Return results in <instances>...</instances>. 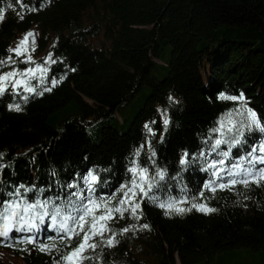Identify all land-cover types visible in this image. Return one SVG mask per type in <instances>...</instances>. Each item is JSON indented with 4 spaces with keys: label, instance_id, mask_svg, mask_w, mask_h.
Wrapping results in <instances>:
<instances>
[{
    "label": "trees",
    "instance_id": "trees-1",
    "mask_svg": "<svg viewBox=\"0 0 264 264\" xmlns=\"http://www.w3.org/2000/svg\"><path fill=\"white\" fill-rule=\"evenodd\" d=\"M24 4L22 8L16 0H0L4 9L0 60L9 56L16 60L0 65V72L33 67L8 51L30 31L36 33L33 61L42 64L51 54L56 62L46 64L43 82L30 81L43 95L21 88L0 96L4 154L0 163L7 165L0 169V201L13 199L9 193L24 185L31 189L27 193L21 189L29 201L51 197L62 203L76 191L66 186L76 183L84 188V177L91 171L97 176L94 197L115 194V206L123 195L118 189L131 180L129 169L135 161L150 176L156 168L166 169L165 180L148 196L137 195L139 220L125 212L123 219L117 215L108 222L118 243L106 247L96 237L98 246L85 253L90 259L83 264H218L220 255L238 248L260 252L264 264V181L214 193L204 189L203 199L199 197L204 183L215 179L213 170L202 171L204 158L199 156L201 151L207 155V144L219 137L212 130L221 120L227 122L230 112L235 116L237 109H251L264 122V0H24ZM37 5L39 10L32 11ZM49 78L60 82L52 87ZM146 85L150 92L128 129L120 131L106 122L123 121L119 110ZM48 87L51 91H44ZM221 94H243V99H221ZM71 101L79 113L54 126L50 119ZM16 103L19 112L9 108ZM90 128L96 141L89 136ZM245 135L249 145L264 139L258 130ZM228 147L222 144L217 151ZM247 150L233 148L230 161ZM185 152L190 162L181 165ZM220 158L215 153L208 156L209 161ZM173 198L186 199L180 205L186 209L205 203L217 211L166 215L158 205ZM49 224L46 218L41 225L42 239L56 235L55 229L48 230ZM143 224L149 228H140ZM129 225L136 228L121 234L119 230ZM78 239L73 238L72 246ZM9 243L14 246H5ZM44 243H54L55 248L41 252L31 244L5 241L0 244V264H56L69 250L59 239ZM4 247L16 257L5 259Z\"/></svg>",
    "mask_w": 264,
    "mask_h": 264
},
{
    "label": "snow or ice",
    "instance_id": "snow-or-ice-1",
    "mask_svg": "<svg viewBox=\"0 0 264 264\" xmlns=\"http://www.w3.org/2000/svg\"><path fill=\"white\" fill-rule=\"evenodd\" d=\"M18 4L23 8L25 7L24 0H16ZM11 7V5H9ZM39 5L33 7L32 11H38ZM4 9L0 8V21L4 19ZM23 19V16L20 17ZM35 36L34 32H27L17 42L15 48H10L8 51L14 53L15 57H24V64H31L33 67H26L18 69L12 67L7 72H0V96L11 90L23 89L26 92L43 95V92L37 93L35 87L30 84L33 79L39 78L41 82L44 80V73L47 68L44 66L49 62L55 63L51 54L42 64H36L33 61L30 52L35 50ZM16 60L13 56H9L4 60H0V65H13ZM62 79V78H61ZM52 87H55L60 81L55 78H49L48 81ZM44 91H51V87L45 88ZM17 94H19L17 92ZM221 99L242 100L243 94L240 96L224 97L221 94ZM23 99L27 100L28 97L24 96ZM172 99L171 97L169 98ZM9 108L14 111H21L19 103L9 105ZM239 116V119H236ZM165 126L168 125L169 120L163 119ZM220 126L213 129V132L219 133V137L211 144H207L209 152L206 155L205 152L199 153L200 157L204 158V167L202 171L213 170L211 175L215 179L208 180L204 183L202 190L199 193V197L203 199L204 189L209 192H216L217 190H231L237 184L243 185L245 188L249 186V183L259 184L264 181V167H257V165H264V139H261L259 143L248 144L246 131L253 133L258 130L260 133H264V122L257 117L256 113L251 109H245L243 112L236 110L235 116L233 113L228 114L227 122L221 120ZM145 127H148L145 125ZM151 131V129H149ZM211 140V137H209ZM222 144H227V151H217ZM237 146L246 147L248 150L245 155L239 156L234 162L230 161V154L233 148ZM144 145H141L143 148ZM215 153L220 159L208 160V156ZM139 155V150H137ZM3 153H0V159L3 158ZM152 156H155V152H152ZM197 159L196 157L192 158ZM189 161V154L187 152L180 158V164L186 165ZM228 167H222L225 164ZM129 169L132 173V178L128 184H122L118 191L123 195L119 198L117 204L112 206L113 197L95 198V188L93 185L97 182V176L93 175L91 171L84 177L86 186L84 188L79 187L76 183H69L66 187L68 189H76L67 194L64 202L56 203L53 198L36 199L35 201H29L24 194L21 193V189L27 193L31 191L30 188H26L24 185H19L14 192L9 193L13 199L0 201V244H5V241H12L14 239L15 244H31L38 248L41 252H51L55 248V244H46L44 239L49 241H56L59 239L61 242H66L65 246L68 247V251L60 257V260L56 261V264H83L84 260L90 259L85 253L91 249L95 251L98 246L96 237L101 238V242L106 247H114L118 243L116 240L117 233L112 231L108 227L110 220L116 219L117 215L120 219L124 218L125 212L130 213L132 217L137 220L140 219L138 210L140 209V203L136 200L138 194L141 198L148 196V193L156 188L159 181H164L167 175L166 169L156 168L155 174L150 176L149 170L146 167H141L135 164ZM220 166V167H218ZM7 167V165L0 163V169ZM227 177V179H226ZM217 181H221L217 183ZM40 191H43L42 189ZM74 198V199H73ZM56 199H60L59 196ZM187 203L186 199H169L166 202L160 203L158 206L164 208L165 214L168 215L172 211L177 214H182L185 211H191L196 209L207 213L215 212L217 209L208 207L205 203H193L189 208L180 207L181 204ZM48 218L50 224L48 230L55 229L56 235L49 236L42 239L39 236L41 231V225L45 223V219ZM142 229L149 228V225L143 224L139 226ZM136 228V225H129L121 228L119 231L121 234L129 232ZM20 232V236H14V234ZM29 233L24 235L23 233ZM110 233L105 237V233ZM82 234V235H81ZM74 237H78V241L75 246H72L71 241ZM5 246H14L9 243ZM27 251L28 249H23Z\"/></svg>",
    "mask_w": 264,
    "mask_h": 264
},
{
    "label": "rangeland",
    "instance_id": "rangeland-1",
    "mask_svg": "<svg viewBox=\"0 0 264 264\" xmlns=\"http://www.w3.org/2000/svg\"><path fill=\"white\" fill-rule=\"evenodd\" d=\"M33 32V31H31ZM35 33V32H34ZM36 38V37H35ZM41 56V54H40ZM39 64V63H38ZM47 68V65H44ZM157 73V71H155ZM45 74V73H44ZM150 92V86L146 85L144 89L137 94V96L127 105L123 106L119 113L123 118V121H117L114 118L106 120L107 123H111L115 127H117L120 131H125L128 129L131 120L133 119L135 113L139 110V108L144 104L146 101V97ZM86 100L94 104V101L88 97ZM80 108L77 104H74L73 101L67 103L64 107H62L57 114L50 119L51 123L54 126L60 125L63 120L71 116L73 114L79 113ZM102 121L97 122V125H100ZM89 136L91 137L92 141H96L98 136L95 134V130L90 128L89 129ZM3 257L7 260H11L15 258L14 252L9 247H4L1 251ZM218 264H261L263 261L262 254L257 251H251L247 248H238L230 252H226L220 255L219 259L217 260ZM180 263V261L178 262Z\"/></svg>",
    "mask_w": 264,
    "mask_h": 264
},
{
    "label": "water",
    "instance_id": "water-1",
    "mask_svg": "<svg viewBox=\"0 0 264 264\" xmlns=\"http://www.w3.org/2000/svg\"><path fill=\"white\" fill-rule=\"evenodd\" d=\"M178 264H181V262H180V263H178Z\"/></svg>",
    "mask_w": 264,
    "mask_h": 264
},
{
    "label": "bare ground",
    "instance_id": "bare-ground-1",
    "mask_svg": "<svg viewBox=\"0 0 264 264\" xmlns=\"http://www.w3.org/2000/svg\"><path fill=\"white\" fill-rule=\"evenodd\" d=\"M179 262V261H178Z\"/></svg>",
    "mask_w": 264,
    "mask_h": 264
}]
</instances>
